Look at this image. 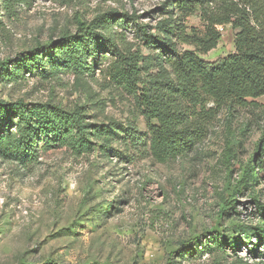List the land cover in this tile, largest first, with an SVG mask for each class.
<instances>
[{"label": "rangeland", "instance_id": "374dc122", "mask_svg": "<svg viewBox=\"0 0 264 264\" xmlns=\"http://www.w3.org/2000/svg\"><path fill=\"white\" fill-rule=\"evenodd\" d=\"M165 1L20 0L8 10L0 0V65L111 9L135 12L139 22L155 25ZM186 25L203 30L200 12ZM219 29L217 47L201 54L208 63L235 52L236 30L231 24ZM126 35L137 42L132 29ZM20 98L85 105L89 120L133 122L148 132L133 97L108 83L100 69L84 84L75 83L73 74L47 82L28 74L15 83L0 79V99ZM256 101L259 108H219L203 140L188 155L167 162L146 154L129 161L98 147L83 155L49 148L27 169L0 159V264H264V243L255 236L235 248L214 237V230L242 237V224L264 228L258 158L253 165L260 180L235 190L264 135V96ZM232 197L235 204L226 206Z\"/></svg>", "mask_w": 264, "mask_h": 264}, {"label": "trees", "instance_id": "16d2710c", "mask_svg": "<svg viewBox=\"0 0 264 264\" xmlns=\"http://www.w3.org/2000/svg\"><path fill=\"white\" fill-rule=\"evenodd\" d=\"M5 1L10 10L20 0ZM158 11V21L150 25L139 22L135 12L111 9L90 21L79 20L74 32L0 65V79L8 83L26 80L27 74L44 82L73 74L75 83L84 84L100 69L108 83L133 97L147 119L146 134L133 122L89 120L85 105L0 99V159L27 169L49 148L66 147L83 155L98 147L105 155L111 149L114 156L129 161L146 154L167 162L188 155L203 140L208 119L219 108H259L256 99L264 96V0H166ZM196 12L204 29L189 31L187 18ZM227 24L236 30L235 52L214 63L204 61L201 54L217 47L219 26ZM129 29L137 42L127 41ZM180 44L194 48L181 49ZM210 103L216 109L208 108ZM263 157L264 135L236 191L260 180L253 161L258 158V169L264 171ZM235 202L232 197L225 205ZM258 205L264 216V204ZM240 228L243 236L232 238L214 230L216 242L235 248L252 243L255 236L264 243V228ZM192 245L187 242L186 247Z\"/></svg>", "mask_w": 264, "mask_h": 264}]
</instances>
